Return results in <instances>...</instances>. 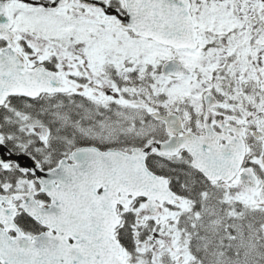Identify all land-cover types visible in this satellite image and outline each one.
I'll list each match as a JSON object with an SVG mask.
<instances>
[{
	"label": "snow or ice",
	"instance_id": "snow-or-ice-1",
	"mask_svg": "<svg viewBox=\"0 0 264 264\" xmlns=\"http://www.w3.org/2000/svg\"><path fill=\"white\" fill-rule=\"evenodd\" d=\"M0 264H264V0H0Z\"/></svg>",
	"mask_w": 264,
	"mask_h": 264
}]
</instances>
